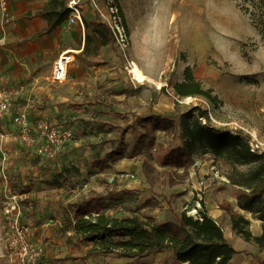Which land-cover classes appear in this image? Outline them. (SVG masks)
I'll return each mask as SVG.
<instances>
[{"label":"rangeland","instance_id":"obj_1","mask_svg":"<svg viewBox=\"0 0 264 264\" xmlns=\"http://www.w3.org/2000/svg\"><path fill=\"white\" fill-rule=\"evenodd\" d=\"M95 1L103 9L104 0ZM47 2L6 0L0 6V264H12L3 215L9 204L19 209L17 220L27 230L28 244L53 256L49 264H171L173 257L166 253L145 259L116 252L81 256L95 247L73 230L78 217L74 206L90 196L125 190L106 200L103 213L159 224L182 212L195 214L199 181L205 183L201 210L214 217L228 243L239 250L229 215L222 210L224 204L235 206L236 189L228 181L232 167L210 154L193 156L187 170L162 166L163 153L181 146L179 132H153L136 118L155 114L176 122L200 108L208 116L201 124L239 135L252 154L264 158V33L256 25L263 9L242 0H112L126 31L125 51L116 43L75 55L65 82L55 84L51 72L58 51L73 46L78 27L65 23L45 35L44 23L33 16ZM82 11L85 20L95 15L88 0ZM132 61L152 80H134ZM187 68L200 88L210 91L213 103L202 95L176 94L174 85L184 81ZM27 112L48 117L43 120L50 123L58 115V125L70 130V140L56 155L38 153L43 144L39 135L30 148L20 144L13 117L25 113L28 118ZM116 148L115 175L90 178L98 172L96 161ZM110 176L116 182L107 183ZM241 214L258 234L260 223ZM244 248L230 264L264 261V252L251 244Z\"/></svg>","mask_w":264,"mask_h":264},{"label":"trees","instance_id":"obj_2","mask_svg":"<svg viewBox=\"0 0 264 264\" xmlns=\"http://www.w3.org/2000/svg\"><path fill=\"white\" fill-rule=\"evenodd\" d=\"M263 9L264 0H242ZM66 0H49L36 17L46 22L45 33L51 32L68 18ZM256 25L264 33V13ZM85 47L93 43L91 35L100 40L95 45L94 53L101 47H113L115 39L106 24L100 21L98 14L85 24ZM184 81L174 85L178 96L188 97L202 95L213 103L210 91L202 90L194 81L190 69L184 71ZM201 119L208 121L207 113L196 108L195 113L187 111L173 119L150 114L136 118L140 126L149 124L151 131H178L181 146L166 150L160 158L162 166H173L187 170L192 164L193 156L210 154L214 159H222L232 167V176L228 181L235 187L234 209L230 204L222 205L229 215L230 229L246 243L252 244L259 252H264V158L252 154L246 141L229 131H221L201 124ZM119 148L112 150L104 159L97 160L100 171L109 168L117 157ZM237 167H247L239 171ZM125 190L107 192L105 195L90 196L75 204L78 217L73 230L81 238L94 244L93 254L118 253L127 259H145L153 254L172 255L171 264H229L234 255L240 253L225 239L222 228L205 210H199L197 216H188L185 212L174 217L173 221L152 224L140 220L137 216L122 218L108 217L103 213L106 200H114ZM239 211L245 212L252 219L260 222V232L254 235L249 230L250 221ZM257 258V257H256ZM260 264L264 261L257 258Z\"/></svg>","mask_w":264,"mask_h":264},{"label":"built area","instance_id":"obj_3","mask_svg":"<svg viewBox=\"0 0 264 264\" xmlns=\"http://www.w3.org/2000/svg\"><path fill=\"white\" fill-rule=\"evenodd\" d=\"M88 1H90L91 6L98 14L100 21L106 24L112 32L115 44L117 43L120 49L125 51L128 44L126 31L122 24L119 10L113 4L112 0H104L103 9L98 6L95 0ZM82 2L83 0H66V6L69 11L67 18L68 25H73L75 23L82 25ZM5 5L6 0H0V6L5 7ZM69 61L70 56L68 55H61L55 60L52 69L53 81L62 82L66 79ZM13 122L14 125L19 127L20 144L30 148L35 140L34 135H39L43 144L37 148V151L49 158L56 155L72 136L70 130L57 123L41 120L36 123L35 126H32L25 113L15 115L13 117ZM125 177L134 178L133 175L128 173H126ZM197 185V188L194 190L197 199L196 205L192 208V212L195 213L193 217L197 216L198 211L201 210L200 202L204 194L203 189L205 188V183L203 181H199ZM3 215L9 225L6 247L12 264H40L43 251L41 248L33 247L28 244L26 240L27 230L22 227L17 220V216L19 215L17 206L14 204L7 205L3 210Z\"/></svg>","mask_w":264,"mask_h":264},{"label":"crops","instance_id":"obj_4","mask_svg":"<svg viewBox=\"0 0 264 264\" xmlns=\"http://www.w3.org/2000/svg\"><path fill=\"white\" fill-rule=\"evenodd\" d=\"M94 17H95V15L94 16H90V18H88L87 20H85V17H84V15H83V12H82V18H81V21H82V25H80L79 23H75V24H73V25H76L77 27H78V32L73 36V38H72V41H71V44L73 45V46H65V47H60V50L58 51V54H57V57H56V59L55 60H57V58H59V56H61V55H68V56H70V61H69V63H68V65H67V73H68V68H69V66H70V64H72V62H73V60H74V56L75 55H78V54H81V53H83L84 52V47H85V36H86V30H85V24H86V22H88V21H92L93 19H94ZM33 19L35 20V19H39V20H41L43 23H44V26H45V29H46V22L42 19V18H40V17H36L35 16V14H34V16H33ZM67 24V20L64 22V23H62L59 27H61V26H63L64 24ZM68 25V24H67ZM59 27H57L56 29H58ZM55 29V30H56ZM55 30H53V31H51V32H48V33H44L45 35H51ZM45 32V31H44ZM91 37H92V39H93V43H90V44H88L87 46H86V53H87V51L90 49V48H92V50H93V48H94V46L95 45H98L99 44V42H100V40L98 39V37L96 36V35H91ZM106 47H109V46H106ZM106 47H101L99 50H98V52L101 50V49H104V48H106ZM94 51V50H93ZM55 62V61H54ZM52 69H53V67H52ZM145 74V73H144ZM146 75V74H145ZM66 77H67V75H66ZM147 77L149 78L148 80H152V76L151 77H149L148 75H147ZM51 80H52V72H51ZM66 80V79H65ZM65 80L64 81H62V82H55V81H51V82H53V83H55V84H62V83H64L65 82ZM76 81V80H75ZM58 97H60L61 99H62V101H64L65 99L63 98V97H61V96H59L58 95ZM28 113V112H27ZM31 114L30 113H28V118H29V121H30V124L32 125V126H35L36 125V121L37 120H43V119H46V118H48V117H39V118H37L36 117V115H35V117H32V116H30ZM145 117V116H144ZM60 117L58 116V115H55V116H52L51 117V119H49V120H52L53 122H51V123H61V121L62 120H60L59 119ZM34 122H35V124H34ZM48 159V158H47ZM113 163H111V162H109V168H107V169H105L104 171H100L99 169L98 170H96V171H98V172H94V174H92V175H90L89 177L90 178H94L95 180L97 179V177H99V176H101V175H104V174H114L115 175V173H116V171H118L117 170V168H116V170H115V168H111V166L112 167H114L113 165H112ZM111 168V169H110ZM101 173H103V174H101ZM124 173V172H123ZM126 175V174H125ZM97 176V177H96ZM89 177H87L86 179H88L89 180ZM116 177V176H115ZM115 178H111V176H110V178H108L107 179V183H112V182H116L115 180H114ZM242 211H239V213H241ZM244 213V212H243ZM207 215L208 216H210V217H212L213 219H214V217L213 216H211L209 213H207ZM244 215V214H243ZM246 217V216H245ZM247 218V217H246ZM247 219H249V221H250V218H247ZM257 221V220H256ZM257 222H259V221H257ZM260 223V222H259ZM250 226V225H249ZM231 230V229H230ZM260 232V231H259ZM234 234V233H233ZM234 236H236L235 234H234ZM237 237V236H236ZM237 243H238V247H239V250L241 249H245L244 247L246 246V245H249L250 243H246L245 241H243L241 238H239V237H237ZM252 245V244H251ZM253 246V245H252ZM254 247V246H253ZM239 250H237L238 252H242V251H239ZM43 251V256H42V259H41V261H40V264H49V261H50V259H51V257H53V256H48V255H46V252L44 251V250H42ZM83 254H81V256H90V255H94L93 253H92V249L90 248L89 250H87V251H85V252H82ZM239 254V253H238ZM238 254H236V255H234V257L232 258V260L230 261V263L233 261V259L238 255ZM170 255V254H169ZM55 257H57V255L55 254ZM60 256H58V258H59ZM62 257H63V255H62ZM85 258H87V257H85ZM57 259V258H56ZM59 259H62V258H59ZM56 264H58V263H61V264H63V262L62 261H59V260H56V261H54ZM229 263V264H230Z\"/></svg>","mask_w":264,"mask_h":264},{"label":"bare ground","instance_id":"obj_5","mask_svg":"<svg viewBox=\"0 0 264 264\" xmlns=\"http://www.w3.org/2000/svg\"><path fill=\"white\" fill-rule=\"evenodd\" d=\"M193 2H189L188 4H187V6H189V5H191ZM193 5V4H192ZM191 5V6H192ZM190 7V6H189ZM193 7H195L194 5H193ZM198 15L199 16H203L204 15V12H203V10H199L198 11ZM130 66H131V68H130V73H131V75H132V78L134 79V80H136L137 82H139V83H142V82H144V81H147L149 78L147 77V75H145L142 71H141V69L139 68V66L137 65V63H135L134 61H132L131 63H130Z\"/></svg>","mask_w":264,"mask_h":264}]
</instances>
